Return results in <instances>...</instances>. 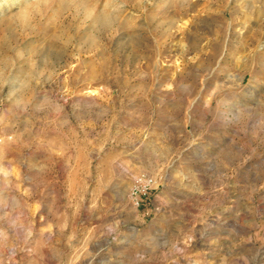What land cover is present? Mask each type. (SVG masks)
<instances>
[{
  "label": "rangeland",
  "instance_id": "1",
  "mask_svg": "<svg viewBox=\"0 0 264 264\" xmlns=\"http://www.w3.org/2000/svg\"><path fill=\"white\" fill-rule=\"evenodd\" d=\"M0 264H264V0H0Z\"/></svg>",
  "mask_w": 264,
  "mask_h": 264
},
{
  "label": "bare ground",
  "instance_id": "2",
  "mask_svg": "<svg viewBox=\"0 0 264 264\" xmlns=\"http://www.w3.org/2000/svg\"><path fill=\"white\" fill-rule=\"evenodd\" d=\"M20 16H22V19L25 20L27 15L23 13ZM90 16H92V21L94 23H96V24H99V25L110 24L115 19L111 13L105 12V11L100 12L99 14H93V13H91Z\"/></svg>",
  "mask_w": 264,
  "mask_h": 264
}]
</instances>
